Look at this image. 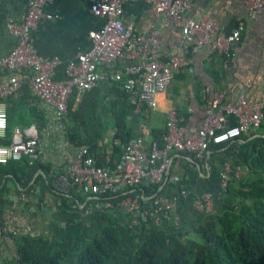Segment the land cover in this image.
I'll return each mask as SVG.
<instances>
[{"label":"crops","instance_id":"1","mask_svg":"<svg viewBox=\"0 0 264 264\" xmlns=\"http://www.w3.org/2000/svg\"><path fill=\"white\" fill-rule=\"evenodd\" d=\"M29 1L0 0V57L7 55L16 44L6 28V21L21 23ZM95 1L97 0H48L43 5L44 15H50L51 19L43 18L38 21L32 33L33 43L42 59L59 61L57 77H62L66 65L78 53L89 50V33L103 25V19L90 13V5ZM191 4L186 18L195 17L201 11V15L216 23L225 36L231 35L242 25L240 40L229 44L222 54L208 49L195 53L188 66L172 80L167 91L155 97V108L149 109L146 104H141V114L133 115L130 128L132 138L142 137L146 147L155 142L156 136H163L172 112L179 119L182 137L195 134L205 122L215 93L223 92L225 100L231 103L241 99L255 103L261 99V80L264 76V6L252 13L246 0H191ZM123 10L122 20L132 21L137 32H158L154 57L157 61L165 63L176 54L179 32L171 31L169 21L163 17L151 14L145 0L127 1ZM224 62L233 67L230 75L223 67ZM99 71L112 74L111 70L103 67ZM11 76L12 73L0 69V85L8 83ZM19 79V91L7 97L8 100H0V104L10 113L11 118L17 116L21 119L22 124L13 125L12 136L16 129L25 137V130L32 126L36 128L42 150L40 162L49 169L53 178L64 166L60 134L55 129L54 110L34 96L27 76L19 75ZM37 120L47 122L46 128L40 133ZM235 123V117H226L225 126H233ZM262 138L264 127L217 149L207 150L205 159L195 160V163L188 161V156L169 154L168 170L172 173L161 184L159 198L164 201L176 198L177 204L167 213L156 214L146 208L129 212L119 205L111 208L108 203H99L104 197L80 192L64 196L67 199L63 204L59 194L48 189L43 171L39 170L31 179L22 177L20 180L10 174H3L0 178V190L4 186L5 189L0 192V221L5 214L12 213L17 219L21 234L59 235L77 220L89 222V214L94 213L99 219L100 211L108 208L109 213H112L110 215L120 222L144 225L147 229L162 227L190 230L206 212L223 210L236 202L225 191L221 175L225 173L227 176L234 175L236 179H250L243 161ZM106 152H110V146L106 147ZM221 161L224 162L223 165ZM120 162H115L117 165L109 169H115ZM182 192L185 194L181 195ZM207 196L211 198V204L206 211L200 204ZM4 238L0 235V244L5 243L3 248L7 250L6 253L12 254L14 247L9 239Z\"/></svg>","mask_w":264,"mask_h":264},{"label":"built area","instance_id":"2","mask_svg":"<svg viewBox=\"0 0 264 264\" xmlns=\"http://www.w3.org/2000/svg\"><path fill=\"white\" fill-rule=\"evenodd\" d=\"M127 1L130 0H97L90 5V13L103 19L104 23L98 30L89 33V50L78 53L66 65L62 78L57 79L59 61L42 59L33 43L32 33L38 21L43 18L51 19L50 15H44L42 11L48 0H30L21 23L6 21V28L16 44L7 55L0 57V69L12 73L9 82L0 85V100L19 91V75L27 76L34 96L54 110L55 129L62 134L63 122L68 114V102L73 94L76 93V104L81 92L92 89L99 82L110 81L117 83V87L133 103H144L149 109H153L156 107L155 97L167 91L175 76L188 66L192 55L203 49L222 54L229 44L240 40L242 25L231 35L225 36L216 23L201 15V11L195 17L186 18V13L192 7L191 0H145L151 14L163 17L169 21L171 31L179 32L176 54L167 62L161 63L154 58L158 32H137L132 21L122 20L123 6ZM246 4L249 11L254 13L264 6V0H246ZM223 64L230 75L233 72L232 65L227 62ZM100 67L111 70L112 74H104L99 71ZM261 87V101L255 103L241 99L233 104L225 100L223 92L215 93L204 124L188 137H182L179 119L176 113H170L162 136V147L159 148L157 142L146 147L142 137L131 138L124 145L122 160L115 169L96 166L86 147L73 151L61 137L64 166L52 178V186L61 194L80 192L85 195L107 196L123 193L147 179L159 182L163 174L167 175L169 154L193 155L194 159L201 161L205 159L209 144L229 143L258 130L263 122L264 76ZM135 113H139V110ZM226 115L235 117V125L225 126ZM7 124L6 110L0 104V165L20 162L23 158H27L29 166L40 162L42 150L36 128L32 126L25 130V137L16 129L11 142L3 145L1 141L6 139ZM160 159L162 163L157 166ZM227 177L225 173L221 175L223 187ZM120 195L126 197L119 206H124L129 212L140 211L139 196L129 197L125 193ZM203 199L200 206L207 211L210 209L211 198L207 196ZM176 200L155 198L152 201L153 213L169 212L175 207ZM13 216L12 213H7L1 219V236L19 235L21 230Z\"/></svg>","mask_w":264,"mask_h":264},{"label":"trees","instance_id":"3","mask_svg":"<svg viewBox=\"0 0 264 264\" xmlns=\"http://www.w3.org/2000/svg\"><path fill=\"white\" fill-rule=\"evenodd\" d=\"M75 98L76 93L68 102L64 131L59 137L72 150L86 147L96 166L114 168L122 160L124 145L132 138L130 121L136 110L141 114V104L133 103L117 83L110 81L99 82L81 92L76 104ZM6 115L7 135L1 141L3 145L9 144L12 138L13 118L8 111ZM37 123L40 133L47 122L37 120ZM155 139L161 148L162 136ZM107 146H110L109 153ZM220 146L209 144L208 150ZM185 156L196 160L193 155ZM212 158L213 155L211 161ZM243 165L251 178L236 179L231 174L224 186L236 202L223 210L206 212L190 230L147 229L144 225L120 222L105 208L100 211L101 222L92 213L89 222L77 220L63 234L20 232L17 236H2L11 241L14 250L12 254L6 253L5 243L1 242L0 264H264V138L255 144ZM39 170L43 171L48 189L59 194L63 204L67 199L64 196L75 193L56 191L49 169L40 162L29 166L27 158L0 165V178L10 174L18 180L31 179ZM171 173L170 170L168 177ZM161 184L145 181L127 196L139 195L140 210L153 211L152 201L160 196ZM4 189L5 186L0 192ZM98 196L104 197L100 204L108 203L111 208L126 197Z\"/></svg>","mask_w":264,"mask_h":264},{"label":"rangeland","instance_id":"4","mask_svg":"<svg viewBox=\"0 0 264 264\" xmlns=\"http://www.w3.org/2000/svg\"><path fill=\"white\" fill-rule=\"evenodd\" d=\"M136 30V29H135ZM260 101H261V99H260ZM260 101H258V102H260ZM248 103H250L249 101H247ZM237 103V102H236ZM233 104H235V103H233ZM136 114H138V113H136ZM228 115H226V117H227ZM14 121H13V123H12V125H11V129L13 128V125H15V124H22V123H20L21 122V119L19 118V117H17V116H15V118L13 119ZM263 121H264V111H263ZM256 130H254V131H251V132H249L248 134H250V133H252V132H255ZM247 135V134H246ZM240 139V138H239ZM230 143V142H229ZM224 144H226V143H224ZM220 145H223V144H220ZM162 163V160L160 159V160H158L157 161V166H159L160 164ZM167 175H165V174H163V176H162V180L161 181H159V182H153L152 180H150V179H147V180H144L143 182H145V181H149V182H152V183H154V184H159V183H163L164 181H166L167 180ZM143 182H141L139 185H137V186H133V187H130V188H128L127 190H125V191H123V193H125V194H127L128 195V193H131V192H133V191H135L136 190V188H138ZM123 193H119V194H114V195H107V196H110V197H112V196H117V195H120V194H123ZM136 196H139V195H136ZM106 197V196H105ZM140 197V196H139ZM143 198V197H142ZM176 204H177V200H176ZM175 204V205H176ZM123 208H125L124 206H122ZM126 209V208H125ZM127 210V209H126ZM14 217V216H13ZM15 218V217H14Z\"/></svg>","mask_w":264,"mask_h":264},{"label":"water","instance_id":"5","mask_svg":"<svg viewBox=\"0 0 264 264\" xmlns=\"http://www.w3.org/2000/svg\"><path fill=\"white\" fill-rule=\"evenodd\" d=\"M188 159V161L192 162V163H195V160H193L191 157H186ZM169 168V167H168ZM167 168V176H168V173H169V170ZM168 178V177H167Z\"/></svg>","mask_w":264,"mask_h":264}]
</instances>
